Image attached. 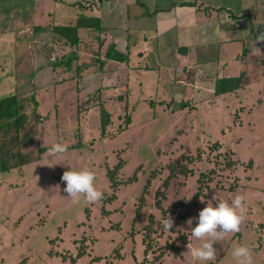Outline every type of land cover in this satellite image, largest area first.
<instances>
[{
    "label": "rangeland",
    "instance_id": "obj_1",
    "mask_svg": "<svg viewBox=\"0 0 264 264\" xmlns=\"http://www.w3.org/2000/svg\"><path fill=\"white\" fill-rule=\"evenodd\" d=\"M97 48H40L43 66L27 76L32 64L0 46V97L15 95L25 116L17 131L0 127V264H201L188 251L200 244L189 219L194 226L206 204L237 194L246 197L239 231L217 239L206 264H236L239 244L264 264V42L247 47L252 55L236 45L225 62L215 54L227 78L240 77L221 94L213 76L165 79L154 69L130 85L100 77L94 55L106 47ZM57 142L67 151L53 156ZM68 168L94 171L103 198L67 197Z\"/></svg>",
    "mask_w": 264,
    "mask_h": 264
},
{
    "label": "crops",
    "instance_id": "obj_2",
    "mask_svg": "<svg viewBox=\"0 0 264 264\" xmlns=\"http://www.w3.org/2000/svg\"><path fill=\"white\" fill-rule=\"evenodd\" d=\"M78 18L85 25L77 28V47L97 46L91 52L98 53L112 45L126 57L94 55L100 77L122 76L130 85L133 75L157 69L165 79L221 78L229 73L215 54L225 62L241 43L246 54H254L247 47L264 32V0H0V46L11 47V61L24 58L32 64L27 76L36 75L43 66L39 49L63 52L66 40L56 27L74 26ZM56 63L46 64L55 72ZM16 70L8 74L15 76Z\"/></svg>",
    "mask_w": 264,
    "mask_h": 264
},
{
    "label": "clouds",
    "instance_id": "obj_3",
    "mask_svg": "<svg viewBox=\"0 0 264 264\" xmlns=\"http://www.w3.org/2000/svg\"><path fill=\"white\" fill-rule=\"evenodd\" d=\"M255 41L264 42V32L258 33L255 36ZM67 147L66 143L57 142L48 151L55 156L66 152ZM61 180L65 182L63 191L67 194V197L72 198L74 201H78L81 196L86 202H95L103 198V193L94 184L95 173L90 168H68L63 172ZM212 200H215V196L212 197ZM245 202L246 197L237 194L231 200V203L219 200L215 204H206L199 211L194 226H191L192 220L189 219L190 236L200 240L198 246L188 248L192 258L200 261L201 264H206V262L216 258L214 242L227 233L239 231L246 210ZM161 224L164 231L171 232L174 220L170 215H167L161 219ZM231 255L236 264H253L251 249L247 245H237L232 249Z\"/></svg>",
    "mask_w": 264,
    "mask_h": 264
},
{
    "label": "trees",
    "instance_id": "obj_4",
    "mask_svg": "<svg viewBox=\"0 0 264 264\" xmlns=\"http://www.w3.org/2000/svg\"><path fill=\"white\" fill-rule=\"evenodd\" d=\"M96 20L95 27H98V20ZM81 25H85L83 20L81 21L80 18L77 20V24L74 26H59L56 27V31L59 34H62L65 40L71 42V44L77 43V28ZM105 58L115 59V60H125V56L120 52L116 51L112 45H109L104 53ZM240 86V77H221L215 80L214 84V92L217 94H221L223 92H231L232 90L238 88ZM20 105H18L16 96L6 95L0 97V127H14L17 131L23 126V122L25 116L19 112ZM101 123L104 127L105 124L108 122V113L105 111L101 112ZM4 157L1 158L0 161V168L6 169L7 164L4 162ZM147 248V247H146Z\"/></svg>",
    "mask_w": 264,
    "mask_h": 264
}]
</instances>
